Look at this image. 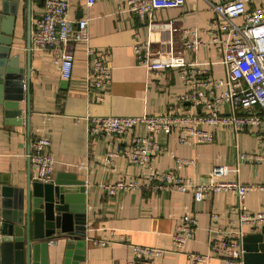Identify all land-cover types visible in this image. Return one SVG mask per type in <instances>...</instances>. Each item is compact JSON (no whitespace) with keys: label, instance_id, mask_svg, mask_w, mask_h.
<instances>
[{"label":"crops","instance_id":"crops-1","mask_svg":"<svg viewBox=\"0 0 264 264\" xmlns=\"http://www.w3.org/2000/svg\"><path fill=\"white\" fill-rule=\"evenodd\" d=\"M213 1L186 0L180 8L154 11L148 21L119 10V1H98L88 7L86 0H70L71 20L89 19L90 45L98 53L106 51L110 54L112 82L100 94L88 91V61L83 44L76 46L74 70L69 80L61 77L59 66L48 52L30 48V27L32 31L34 21L43 12V0L10 2V11L14 10L16 14L10 20V26L5 27L13 31L11 57H18L26 87L22 91L24 123L21 126L13 125L19 118H8L4 107L0 106V217L2 188L6 184L24 186L29 177L34 179V169L27 155L32 142L38 138L47 137L51 141V153L56 159L53 180L58 175L71 177L83 182L86 190L84 220L87 235L60 236L53 240L49 264L65 263L72 239L75 241L74 256L84 259L80 264L133 262V245L170 248L171 235L187 212L193 213L199 221L195 239L188 242L182 252H169L147 264H193L187 254L210 255L212 259L207 264H228V253L220 251V244L221 241H232L226 232L237 229V197L230 192H219L195 202L192 193H180L166 184L159 188L142 187L109 198L106 184L122 179L137 181L144 171L130 165L124 157L118 158L115 166H107L104 163L106 153L118 149L129 151L133 136L147 133L140 126L120 140L109 135L93 140L89 123L91 116L186 117L205 114L204 108L191 104L187 97L189 91L177 69L150 73L138 64L133 47L137 39L150 43L157 57L160 52H168L171 39L175 50H181L184 30L196 28L205 44L196 53H185L184 60L198 63L200 69L210 72L214 79L224 78L226 71L221 64L218 45L209 43L206 36L215 19L211 8ZM262 6L264 0L246 3L249 11ZM1 8L2 0L0 11ZM168 23L173 27H167ZM234 23L242 25L243 19H236ZM228 111V108L224 109V112ZM236 112L244 113L240 109ZM183 127L212 133L214 142L180 145L178 139ZM157 140L173 152V156L164 154L155 158L153 165L159 172L171 173L196 185H208L214 167H238V173L231 172L216 181L238 180L247 185H264V162H239L243 153H264V132L260 129L249 128L235 133L226 128L191 123L178 125L171 135H159ZM179 159L194 163L179 165ZM245 204L251 213L264 212V190L250 192ZM253 228L244 227L245 237L253 233ZM110 239L113 242L108 246L97 244ZM1 248L2 242L0 258Z\"/></svg>","mask_w":264,"mask_h":264},{"label":"built area","instance_id":"built-area-1","mask_svg":"<svg viewBox=\"0 0 264 264\" xmlns=\"http://www.w3.org/2000/svg\"><path fill=\"white\" fill-rule=\"evenodd\" d=\"M98 1H119V10H125L142 20L150 21L152 13L162 9H176L182 7L186 0H86L91 7ZM250 0H214L211 8L215 19L206 31L211 44L218 45L221 64L226 74L224 78L214 79L210 72L200 69L198 63H187L185 53H196L205 44L199 38V31L184 30V42L181 50H175L173 41L168 43L167 53L154 56L150 43L136 40L133 50L138 64L148 72L154 73L162 69H177L183 85L189 91L187 97L194 107L206 110L201 116L188 115L186 117L172 116H91L90 136L93 140L101 135H109L120 140L140 126L146 130L145 136H133L129 151H108L104 157L107 166H115V161L124 157L130 165L144 171L139 180L122 179L106 184L105 191L109 198L122 193L132 192L142 187L159 188L170 185L180 193H192L195 202L203 201L209 194L230 192L238 199L237 229L226 232L230 242L221 241L220 251L227 252L228 264H245L243 239L244 227L264 226V212L251 213L246 207V198L254 190L263 191L264 185H247L235 181H216L227 177L231 172L238 173L239 169L227 166H216L211 172V182L208 185H196L186 182L171 173L159 172L154 168L156 157L164 154L173 156L162 146L157 137L169 136L178 125L201 124L215 128H226L235 133L244 129L257 128L264 132V6L249 11L246 3ZM43 12L34 21L31 31V49L48 52L59 66L61 77L69 80L72 77L75 63V51L78 44H83L87 57L86 85L89 92L100 94L106 91L112 82V68L109 64L110 54L106 51L98 53L90 45L89 19L76 22L70 18V0H43ZM242 18L243 24L234 23ZM149 25L150 24L149 22ZM167 27H173L168 23ZM98 100L102 98L98 96ZM228 108V112L224 109ZM243 110L239 115L236 111ZM214 142V136L202 129L185 128L181 130L178 139L180 145H201ZM32 168L34 179L41 183H51L55 172L56 159L51 153L49 138H38L31 144L27 155ZM240 163L264 162V153H243ZM179 165L193 164V161L179 159ZM199 221L191 213H185L171 235V247L160 248L133 245L135 260L123 264H147L149 260L163 257L169 252H182L187 243L195 239ZM3 220L0 217V243L3 239ZM110 240L98 241L101 247L110 245ZM229 243L231 248L229 249ZM193 264H207L210 255L187 254Z\"/></svg>","mask_w":264,"mask_h":264},{"label":"water","instance_id":"water-1","mask_svg":"<svg viewBox=\"0 0 264 264\" xmlns=\"http://www.w3.org/2000/svg\"><path fill=\"white\" fill-rule=\"evenodd\" d=\"M17 1L2 0L0 11V106L4 107L8 118H19L13 125L21 126L24 123L21 108L22 91L26 87L24 72L19 69L18 57H11L13 31L5 27L10 26V20L16 14L14 10L10 11V2L17 4ZM29 36L31 41V27ZM65 177L58 175L46 184L29 177L24 186L6 184L2 188L0 264H49L53 240L60 236L86 237L84 183ZM252 230L253 233L243 239L244 262L260 264L264 262V226ZM74 247L72 239L64 264L84 261L82 257L74 256Z\"/></svg>","mask_w":264,"mask_h":264}]
</instances>
